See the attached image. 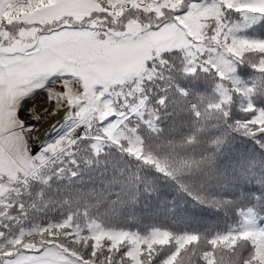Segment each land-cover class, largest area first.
<instances>
[{
    "label": "snow or ice",
    "instance_id": "obj_1",
    "mask_svg": "<svg viewBox=\"0 0 264 264\" xmlns=\"http://www.w3.org/2000/svg\"><path fill=\"white\" fill-rule=\"evenodd\" d=\"M0 264H264V0H0Z\"/></svg>",
    "mask_w": 264,
    "mask_h": 264
},
{
    "label": "bare ground",
    "instance_id": "obj_2",
    "mask_svg": "<svg viewBox=\"0 0 264 264\" xmlns=\"http://www.w3.org/2000/svg\"><path fill=\"white\" fill-rule=\"evenodd\" d=\"M34 103H36L37 105H40L43 103V97L42 96H38L36 98V100L34 101Z\"/></svg>",
    "mask_w": 264,
    "mask_h": 264
}]
</instances>
